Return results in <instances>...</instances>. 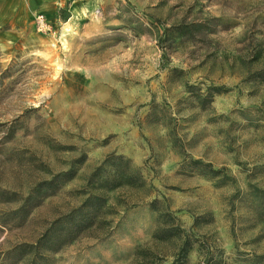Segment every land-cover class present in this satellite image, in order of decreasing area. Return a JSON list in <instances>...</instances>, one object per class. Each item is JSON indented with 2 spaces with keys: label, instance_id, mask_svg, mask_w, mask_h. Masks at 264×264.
Instances as JSON below:
<instances>
[{
  "label": "rangeland",
  "instance_id": "obj_1",
  "mask_svg": "<svg viewBox=\"0 0 264 264\" xmlns=\"http://www.w3.org/2000/svg\"><path fill=\"white\" fill-rule=\"evenodd\" d=\"M16 4L0 0V191L16 197L0 264H29L6 251L89 193L102 209L49 264H168L185 239V264H264V0H91L71 20L58 2L55 34ZM116 155L131 181L101 186Z\"/></svg>",
  "mask_w": 264,
  "mask_h": 264
},
{
  "label": "trees",
  "instance_id": "obj_2",
  "mask_svg": "<svg viewBox=\"0 0 264 264\" xmlns=\"http://www.w3.org/2000/svg\"><path fill=\"white\" fill-rule=\"evenodd\" d=\"M118 160H123L122 155H116L115 159L108 158V161H112L117 167L113 174H105L101 180V186L107 185L110 188L121 185L123 182L130 183L131 179L126 178L124 170L119 169ZM193 165H200L199 170L206 173V169L215 173L216 170L212 168L211 164L204 163L200 159H194L191 161ZM98 169V168H97ZM96 169V170H97ZM198 170V169H197ZM95 171L92 176L96 175ZM74 176L73 169L54 175L50 180L41 181L38 186L29 193L25 198V203L18 209V213L28 214L32 205L38 204L42 199L49 194L54 193L61 185ZM7 190L0 191V198L2 200L16 199L14 195H8ZM263 195V192L260 193ZM263 196L260 197V199ZM105 203L103 196L95 193H89L83 203L68 212L64 217L56 219L33 243H20L10 250L6 251L7 256L10 258L16 256L19 260L29 256V264H49L50 256L47 255L50 252L59 250L65 244L73 241L79 236L86 228H89L94 223L100 210ZM30 204V205H29ZM0 222H4L0 217ZM189 239H185L183 245L180 248L175 259L168 264H185V259L188 253V247L190 246ZM253 263H260L262 256L256 255L252 258Z\"/></svg>",
  "mask_w": 264,
  "mask_h": 264
},
{
  "label": "crops",
  "instance_id": "obj_3",
  "mask_svg": "<svg viewBox=\"0 0 264 264\" xmlns=\"http://www.w3.org/2000/svg\"><path fill=\"white\" fill-rule=\"evenodd\" d=\"M86 1H91V0H17L18 3H20L21 6V2H27L31 3L33 9L36 8L40 10H47V14L46 13H41L46 15L47 17H49V15H51L50 11H52V9L54 8L55 3H65L67 8L69 7L70 12L72 11L73 15L70 16V20L76 16L77 14L78 16L81 15L82 13V3L86 2ZM78 3V4H76ZM19 5H15V9H17L18 7L20 8ZM75 11H74V10ZM77 12V13H76Z\"/></svg>",
  "mask_w": 264,
  "mask_h": 264
},
{
  "label": "built area",
  "instance_id": "obj_4",
  "mask_svg": "<svg viewBox=\"0 0 264 264\" xmlns=\"http://www.w3.org/2000/svg\"><path fill=\"white\" fill-rule=\"evenodd\" d=\"M36 20L38 30L44 33H56L53 23L44 14L38 15Z\"/></svg>",
  "mask_w": 264,
  "mask_h": 264
}]
</instances>
